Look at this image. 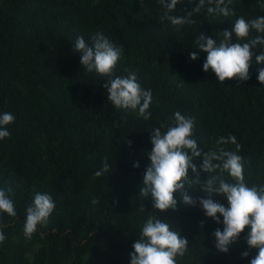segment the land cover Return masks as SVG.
I'll return each mask as SVG.
<instances>
[{"label": "trees", "instance_id": "1", "mask_svg": "<svg viewBox=\"0 0 264 264\" xmlns=\"http://www.w3.org/2000/svg\"><path fill=\"white\" fill-rule=\"evenodd\" d=\"M192 7L184 0L176 14ZM231 7L235 15L229 17L201 9L194 24L177 30L160 19L157 0H0V112L16 115L11 135L0 140V187L11 188L17 210L16 217L0 214L7 235L0 264H129L134 239L156 211L150 197L139 195L151 132L172 123L176 111L195 117V136L205 151L215 150L219 137L235 135L246 182L264 184L258 65H250L247 81L220 82L203 70L206 53L193 47L200 33L218 37L238 16L264 15L256 0H234ZM98 30L123 47L115 74L134 71L152 89L148 121L115 109L103 88L107 77L81 66L71 43ZM193 51H199L196 60ZM224 147L236 150L231 143ZM105 162L108 171L96 177ZM196 163L201 183L207 175L232 181L227 172L200 171V158ZM189 175L196 178L191 170ZM188 186L195 199L206 198L195 181ZM36 192L50 193L56 208L29 240L23 236L25 209ZM213 197L227 205L222 196ZM157 212L190 242L178 264H249L257 254L243 233L228 253L218 252L212 233L223 225L205 217L198 203ZM244 250L248 257L241 256Z\"/></svg>", "mask_w": 264, "mask_h": 264}, {"label": "clouds", "instance_id": "2", "mask_svg": "<svg viewBox=\"0 0 264 264\" xmlns=\"http://www.w3.org/2000/svg\"><path fill=\"white\" fill-rule=\"evenodd\" d=\"M157 3L162 12L160 19L169 21L177 30L194 24L193 17L201 9H205L210 16L235 15V9L231 7L234 0H189L194 7L191 11L183 9V14H176V10L184 0H157ZM256 3L264 8V0H256ZM71 44L73 51L80 54V64L87 72L107 77L103 88L107 100L115 109L135 112L143 120H149L152 115V89L145 88L134 71L127 75L115 74L116 65L123 54L122 46L114 43L102 30L91 34L88 40L78 35ZM193 47L206 53L203 70H211L217 81L224 82L226 78L247 81L250 78V65L254 63L258 65L257 80L264 84V15L250 19L238 16L230 29L218 32V37L200 33ZM190 58L198 59L199 51L191 52ZM15 120L14 113L0 112V140L11 135L8 126ZM171 120L172 123L160 124L151 132L152 149L147 152L150 163L145 169L139 195L150 197L152 209L156 211L147 216L139 238L134 239L129 264H178V257L184 256L190 242L171 221L161 219L157 210L175 211L180 203L189 206L198 203L205 217L215 220L217 224L222 223L223 228H217L212 233L213 245L218 252L228 253L230 245L243 233L242 238L248 249L257 252L249 264H264V184L249 185L246 182L237 137L232 134L221 136L216 141L218 147L215 150L205 151L195 136L194 116L176 111ZM229 143L236 146L235 151L224 147ZM196 158L201 160L200 171L207 174L217 170L227 172L232 181L218 175H207L206 181L201 183ZM134 167H139V163H135ZM108 169L109 164L105 162L94 175L100 177ZM189 170L195 179L189 175ZM190 179L195 181L206 198L197 200L189 194ZM10 192L11 188L0 187V214L16 217L17 210ZM178 192L179 197L175 195ZM213 194L222 196L227 205L215 199ZM55 208L56 201L50 193L36 192L25 209L24 238L30 240L38 227L47 224ZM4 227L5 224L0 222V244L7 239ZM241 256L248 257L249 250L242 251Z\"/></svg>", "mask_w": 264, "mask_h": 264}]
</instances>
